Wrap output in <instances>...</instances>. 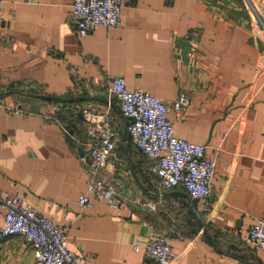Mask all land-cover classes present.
<instances>
[{"label":"crops","instance_id":"1","mask_svg":"<svg viewBox=\"0 0 264 264\" xmlns=\"http://www.w3.org/2000/svg\"><path fill=\"white\" fill-rule=\"evenodd\" d=\"M72 1L0 0V189L65 227L84 264H155L143 249L152 227L170 234V264H264V248L243 240L264 213V0H121L119 27L83 37ZM110 76L167 104L187 96L169 117L217 161L206 214L182 185L163 188L131 143ZM83 110L118 130L100 175L120 186L119 208L94 193L78 203L90 167ZM0 264H34L32 247L0 235Z\"/></svg>","mask_w":264,"mask_h":264},{"label":"built area","instance_id":"2","mask_svg":"<svg viewBox=\"0 0 264 264\" xmlns=\"http://www.w3.org/2000/svg\"><path fill=\"white\" fill-rule=\"evenodd\" d=\"M121 11V0H73L71 22L77 35L83 37L101 25L119 27ZM108 94L117 100L121 115L126 119L131 143L151 160V168L161 186L170 189L182 185L189 197L198 202L199 211L206 214L217 161L206 154L205 144L177 136L169 117L171 110L179 111L188 104L187 96L181 93L172 104H167L140 88L129 90L123 76L109 77ZM82 113L91 121L86 129L87 153L91 162L86 191L80 193L78 203L81 206L93 205L89 193H94L110 207L119 208L124 205L125 197L120 186L106 182L100 175V168L112 157L117 145L118 130L106 113L98 115L90 110ZM138 204L148 211L156 208V202L150 199L139 200ZM0 207L3 209L0 235H21L32 247L34 264H84L83 259L68 247L65 227L55 223L52 217L22 197L1 189ZM243 240L254 250L264 248V213L250 225ZM143 249L155 264H170L175 258L170 234L162 227L151 228Z\"/></svg>","mask_w":264,"mask_h":264},{"label":"water","instance_id":"3","mask_svg":"<svg viewBox=\"0 0 264 264\" xmlns=\"http://www.w3.org/2000/svg\"><path fill=\"white\" fill-rule=\"evenodd\" d=\"M69 111H71V108H69ZM79 117H83V114L81 112H78L77 114ZM78 149H79V154L83 157H85V159L89 162H91V159L89 157V155H87L83 149V147L81 145L78 146Z\"/></svg>","mask_w":264,"mask_h":264},{"label":"rangeland","instance_id":"4","mask_svg":"<svg viewBox=\"0 0 264 264\" xmlns=\"http://www.w3.org/2000/svg\"><path fill=\"white\" fill-rule=\"evenodd\" d=\"M143 208V207H142ZM145 209V208H144ZM147 210V209H146Z\"/></svg>","mask_w":264,"mask_h":264}]
</instances>
